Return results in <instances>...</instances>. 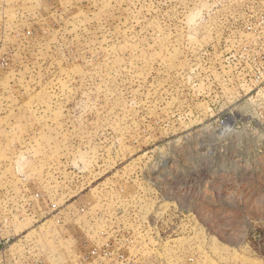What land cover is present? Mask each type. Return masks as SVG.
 Wrapping results in <instances>:
<instances>
[{"label": "rangeland", "instance_id": "obj_1", "mask_svg": "<svg viewBox=\"0 0 264 264\" xmlns=\"http://www.w3.org/2000/svg\"><path fill=\"white\" fill-rule=\"evenodd\" d=\"M0 264H264V0H0Z\"/></svg>", "mask_w": 264, "mask_h": 264}]
</instances>
